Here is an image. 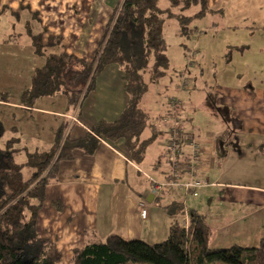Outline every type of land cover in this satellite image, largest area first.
Here are the masks:
<instances>
[{
  "label": "crops",
  "instance_id": "obj_1",
  "mask_svg": "<svg viewBox=\"0 0 264 264\" xmlns=\"http://www.w3.org/2000/svg\"><path fill=\"white\" fill-rule=\"evenodd\" d=\"M204 1L207 8L213 12L203 16L209 18L210 14L220 13L230 21L224 26L230 35V41L222 45L223 51L227 48H237L236 51L241 50L245 54L248 51L252 54L264 53V46L261 44L258 46L256 43L252 44V41L235 40L238 35L250 34L256 39L264 33V0ZM96 2L98 4L101 1ZM117 2L118 0H112L109 5H116ZM162 3L166 4L161 2L160 6ZM76 4L92 5V0H0V29L3 31L0 33V72L5 69L9 74L0 75V92L6 93L8 97L7 102L0 103V122L4 125V134L7 132L6 140L2 143L0 140V143L3 146L10 139H18L16 149L20 153L16 156L17 162H24L27 152L49 151L54 144L55 131L62 123L68 124L66 132L70 139L77 140L89 133L90 127L98 122L117 121L127 106L128 95L125 92L123 68L118 65L107 66L101 71L96 79L95 90L77 109L67 105L66 97L61 92L38 98L31 107L21 103V95L28 89L32 74L44 63V59L35 54L31 37L26 32V24H29L33 36L42 34L43 45L49 37L61 39L60 46L44 52H63L91 62L96 48L93 38L98 36L93 37V26L88 24L92 13L87 15V12H80L82 10L76 9ZM198 10L197 7L195 13ZM194 11L190 15L195 14ZM31 13L36 14L35 19ZM15 14H18L17 20ZM15 21L17 24L24 21L23 26L19 27V30L15 28L14 31L18 36L28 39L25 47L22 44L17 48L11 44L5 45L10 42L6 35L12 33L10 27H15ZM62 26L64 30L61 29ZM23 49L29 54L26 62L19 54ZM259 61L261 57L252 61V66L264 65ZM196 66L199 67L201 77L202 69L199 65ZM262 67L259 69L262 70ZM232 77L223 76V80H216V87L211 92L206 93L203 89V95L195 99L193 97L197 95L196 92L192 93L182 87V77L178 80L179 85L172 89V92H177L174 99L176 104L171 100L166 101L163 111L156 107L153 110L152 101L158 98L157 92L163 88L167 89V84H172V80L166 78V83L165 77H162L150 82L151 86H155L154 89L151 90L149 85L147 92L138 101V108L146 116V127L140 134L139 141L152 139L145 149L142 161L135 163L130 160L122 141L110 143L96 136L97 145L91 154L84 153L81 148L73 150L72 158L59 164L57 178L46 186L45 201L37 214L35 224L38 237L55 245L62 255L66 256L65 260L70 261L74 249L104 241L112 234L124 240H141L147 244L162 242L159 239L165 240L174 219V216L166 212V207L179 205L189 213L186 204L188 196L172 189L156 195L150 187L149 178L155 182H163L170 171L166 150L174 130L185 154H189L191 143L202 149V167L198 174L213 186L200 191L197 196L200 199L195 204L191 203V207H195L191 210L205 215L213 231L210 242L213 243L220 234L231 235L229 229L233 224L237 229L244 226V230L249 231L245 233L249 242L252 245L257 242L259 245L260 240L264 239V229L258 226V220L247 216L251 217L256 210L264 209V85L252 86L245 84V81L239 82V78L233 80ZM184 78L187 81L189 77ZM186 81L185 84L188 85ZM7 85L14 86L12 95ZM212 94H217L219 100L215 101L213 109L226 108L234 124L230 128L223 122L216 130L208 129L207 138L202 143L195 138L196 131L192 119L197 117L195 108L198 102L201 105L208 100L213 103L210 97ZM149 100L151 102L147 104ZM58 101L62 104L61 110L52 108ZM148 107L152 108V113ZM73 116L77 118V123L70 122ZM204 120L207 124L208 118ZM158 126L168 131L169 136L167 133L168 140L164 151L152 155L150 147L153 146L156 135L160 133ZM228 128L231 130V136L238 137L234 146H237L239 151L229 144L224 148L225 154L220 156L222 151L218 149L216 138ZM151 131L153 134H150ZM54 202L61 204L60 210L55 209L52 204ZM139 203L145 204V219L140 217ZM160 203L162 208H158L161 207ZM245 220L248 225L240 227ZM231 245L236 243L231 242ZM245 245L240 247H254Z\"/></svg>",
  "mask_w": 264,
  "mask_h": 264
},
{
  "label": "trees",
  "instance_id": "obj_2",
  "mask_svg": "<svg viewBox=\"0 0 264 264\" xmlns=\"http://www.w3.org/2000/svg\"><path fill=\"white\" fill-rule=\"evenodd\" d=\"M161 2L167 5L160 6ZM197 7L199 10L195 13ZM191 10L194 17L213 12L204 0H118L97 41L91 62L63 52H44L60 46L61 39L49 37L43 45L42 34L33 36L26 24L35 54L44 63L36 68L28 89L21 95L23 106L31 107L38 98L61 92L67 105L77 109L95 90L98 75L110 65L123 68L128 103L117 121L98 122L77 140L70 139L66 132L68 124L62 123L55 131L53 147L47 152H27L24 162L16 160L20 153L16 149L18 139H10L3 146L0 143V264H60L58 251L38 237L35 224L45 201L46 186L57 178L59 164L70 160L73 150L81 148L91 154L97 145L96 136L110 143L122 141L130 160L142 161L152 139L139 141L146 127V116L138 108V101L146 92L140 72L152 59L151 81L166 76L169 61L163 39L164 23L173 19L183 26L189 19L184 14L192 13ZM14 16L17 20L18 14ZM31 16L36 18V14ZM132 46L135 51L130 50ZM7 98L6 93L0 92V103L7 102ZM4 132L0 122V140ZM231 135L228 128L216 138L222 151L220 156L225 154L227 145L236 142L230 139ZM52 204L55 209H61L60 203ZM182 209L179 205H170L166 212L175 216L183 213ZM188 217L187 229L178 221L173 222L167 238L160 243L124 240L112 234L104 241L74 249L70 264H215L226 261L232 252L235 264H264V239L254 247L214 248L210 246L213 231L205 215L191 210Z\"/></svg>",
  "mask_w": 264,
  "mask_h": 264
},
{
  "label": "rangeland",
  "instance_id": "obj_3",
  "mask_svg": "<svg viewBox=\"0 0 264 264\" xmlns=\"http://www.w3.org/2000/svg\"><path fill=\"white\" fill-rule=\"evenodd\" d=\"M96 1L97 0H92V5L81 6V5L76 4L77 6H75L76 9L82 10L80 12H87V15L89 13H92L91 19H90L88 24L93 26V29L91 31V33H93V37L98 36L97 38H93V43L95 44V46L97 44V41L100 38V35H101L103 29L105 28V26L109 20L112 9L115 6V5H109L112 0H100L101 2H98V4ZM101 3H102V5H101ZM162 6L165 7L166 4L162 3ZM81 7H83V8H81ZM191 11H193V10H191ZM184 16H188L189 19H188L187 24H184L183 26H180V24H178V22L176 20H173V19L172 20L168 19L164 23L163 39H164V43L166 46V56H167V59L169 61V66H168V70L166 71V76H165L164 82L167 83V80H166V78H167L168 80H172V84L170 86H168V84H167L166 85L167 89L163 88L159 92H157L158 98H156L154 101H152L153 110L156 107V108H158V110L160 109L163 111L164 105L166 106V101L171 100V102H172V100L176 99L177 92H172V89L174 88L175 85H177V86L179 85L178 80L180 81L182 77L183 78L189 77L187 80L188 85L187 84L184 85V81H186L185 80L186 78H184V80L183 79L181 80V85H182V87H185V89H187L188 91H190L192 93L196 92L195 94H197V95L195 97H193V99H195L197 96L203 95L202 93L204 92V90L206 93L211 92L216 87L214 82L216 80L217 81L223 80L222 79L223 76H226L229 78H230V76L231 77L234 76L235 78H239V79H237V80H239V82L245 81V84L249 83L252 86H255L256 84L257 85L258 84L264 85V67H262L264 65L252 66V61H256L260 57H261V61H259V63H264V53L252 54L250 51H248L245 54V53H242L241 50L236 51L237 48L236 49L227 48L226 51L222 50V45L224 43H226L227 41L228 42L230 41V37H229L230 35H228L229 33H227V31L224 29V26L229 24L230 21H227L224 17L221 16L220 13L213 14V15L210 14L209 18H207L206 16H201V17L195 16L194 17V16H192V14L190 15L189 12H188V15L184 14ZM23 23H24V21H20L17 24L15 21V24H14L15 27L13 28V25H12V27H10V29L12 30V31L11 30L10 31L12 33H9L8 35H6V38L9 39L10 42H6L5 45L11 44L12 46H14L16 48L18 46H21V44L23 45V47H25L27 45L26 43H27L28 39L25 36L24 37L18 36L14 31L15 28H16V30H17V28L19 30V27L21 28L23 26ZM61 24L63 25L64 23H61ZM9 26H10V23H9ZM62 27L63 28H61V29L64 30L65 29L64 26H62ZM69 31L74 32V30H72V29H69ZM0 33H3V31L1 29H0ZM5 34H7V33H5ZM95 39H96V41H95ZM235 40H237V41L240 40V42L242 40L244 42L252 41V44L256 43L257 45L261 44L262 46H264V33H262L261 35H258L256 39L254 37H252L250 34L247 36L238 35V38ZM12 43H14V44H12ZM130 50L135 51L136 48L134 46H132L130 48ZM236 53H240V54L242 53V55L236 54ZM19 54L21 55V59H23V61L26 62L29 54H27V52H24V49H23V52H21ZM191 55H192V57H191ZM152 61L153 60L150 59V61H148L146 69H144L142 72H140V75H141L140 81L144 85H146V92H147L149 85L151 84L150 82H152L151 78L153 77L152 76V69L153 68L151 65ZM191 62L193 65H190ZM195 65H199L201 67V69H202L201 77H199V70H198L199 67L198 66L195 67ZM261 67L263 68L262 70L259 69ZM195 69L198 71H196V72L194 71L195 72L194 73L193 70H195ZM1 74L9 75L8 73L5 72V69H2V71L0 72V75ZM235 78L232 77L231 79L235 80ZM190 79H192V80H190ZM159 85L156 87L158 88ZM205 85H207V87H205ZM7 87L10 91V95H12V88L14 86L7 85ZM154 87L155 86L152 85L150 89L152 90V89H154ZM0 88H1V86H0ZM168 91H169V93H168ZM210 97H211V100L213 99L212 100L213 103H210L209 100L207 101V103H205L203 105H201L200 102L197 103L196 108H195L197 111V117H195V119H192L193 120V128L196 131L195 138L202 143L204 142V139L207 138L208 129L212 128V129L216 130L217 127L220 125V123H223V122L226 123V126L228 124L230 128L234 124V122L231 120V116L229 115V112L226 108H225L226 111L222 107H221L222 110L213 109V105L215 104V101H219L217 98L218 97L217 94H212V95H210ZM150 102H151V100H149L146 103L150 104ZM54 104L55 105L52 108L59 109V110L62 109V104L59 103V101L55 102ZM50 105L53 106L52 103H50ZM167 107H169V106L167 105ZM152 108L149 109V107H148L150 113L153 112ZM169 108L172 109L171 107H169ZM206 109H208V110H206ZM172 112H173V110H172ZM173 115H175V113H173ZM206 117L208 118L207 124L205 123V120H204V119H206ZM210 120H211V122H210ZM70 122L71 123H77L78 121H77V118L75 116H73L70 118ZM168 124L170 125L171 122H168ZM159 125H161V123ZM158 128H160V126H158ZM167 133H168V131H166V130L164 131V128H160V133H158L156 135V138L153 142V146L150 147V151H151L152 155L158 154V153H161L164 151V147L166 145V141L168 140V136H169V133H168V136H167ZM150 134H153V132L151 131ZM6 136H7V132L4 134V138L1 139V143L6 140V138H7ZM232 138H233V140H238V137H236V136H232ZM234 145H236V142H231L229 146L234 147ZM169 146H170V144H167V148ZM35 151H39V150H35ZM166 151H168V150H166ZM200 160H203L202 154L200 156ZM169 167H170V164H169ZM199 172H200V170H198V173ZM198 176H200V175L198 174ZM149 179L153 180L151 178H149ZM142 182L145 184L144 179ZM156 182H160V181H156ZM186 198H187L186 204L188 206L189 211H191V208H195L194 206L191 207V203L195 204V202L199 201V199H200V198L192 197V196H188ZM159 205L161 207H158V208H162V206H163L162 203H160ZM184 210H183V213H179L178 215L176 214L174 216L172 223L178 221L180 226L182 227L183 220L185 218L183 216H185L186 214L188 215V212L184 211ZM247 217L251 218V219L258 220L257 221L258 226H262V229H264V209H258L253 213V215L251 217H249V216H247ZM233 221L234 220L232 219V222ZM188 223H189V217H188ZM217 223H219V222H217ZM247 223H248V221L245 220L240 225V227H242L243 225H248ZM188 225H187V227H188ZM249 225H251V224H249ZM234 226H236V225L232 224V226H230L231 228L229 229V232L232 233L231 235H229V236H226L224 234L218 235L214 239L215 243L210 242V246L222 245L225 247H219L220 249H229L232 247H234V249H236L240 246H246L245 244H249L250 246H256L257 245V242H255L253 245L251 242H249L248 237L245 235V233H248L249 231L244 230V226L242 228H238V229ZM262 234L264 235V230H263ZM159 240L163 241V239H159ZM230 241L232 242V244L236 243V245L232 246ZM155 242H159V241H155ZM227 242H228V244H227ZM54 248L59 253L60 264H70V260H65L66 256L62 255L61 251H59L55 245H54ZM240 248H242V247H240ZM219 263H221V264L222 263H224V264H235L236 263L235 253L232 252V254L228 255L226 258V261H224V262L221 261V262H218L215 264H219ZM128 264H131V263H128Z\"/></svg>",
  "mask_w": 264,
  "mask_h": 264
},
{
  "label": "built area",
  "instance_id": "obj_4",
  "mask_svg": "<svg viewBox=\"0 0 264 264\" xmlns=\"http://www.w3.org/2000/svg\"><path fill=\"white\" fill-rule=\"evenodd\" d=\"M190 65H193L192 62ZM172 103L175 105L176 101L172 100ZM169 144L170 146L167 148V159L170 164V171L165 181H150V187L154 194L160 195L166 189H172L182 192L184 196L197 197L203 188L213 186L206 178L198 176V170L202 167V160H200L202 149L200 147L191 143L189 154H185L181 150L178 134L174 130H172ZM138 210L140 217L145 219L147 215L145 204L139 203ZM183 217L185 218L182 228L187 229L188 215L186 214Z\"/></svg>",
  "mask_w": 264,
  "mask_h": 264
}]
</instances>
